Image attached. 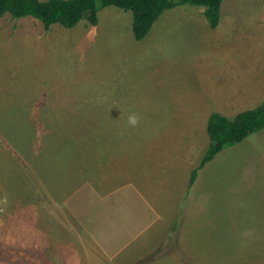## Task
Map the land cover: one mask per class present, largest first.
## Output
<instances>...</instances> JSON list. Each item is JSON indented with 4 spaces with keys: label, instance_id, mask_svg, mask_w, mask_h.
Returning <instances> with one entry per match:
<instances>
[{
    "label": "rangeland",
    "instance_id": "obj_1",
    "mask_svg": "<svg viewBox=\"0 0 264 264\" xmlns=\"http://www.w3.org/2000/svg\"><path fill=\"white\" fill-rule=\"evenodd\" d=\"M98 17L0 18V225L78 239L81 264H264V129L190 184L211 114L264 103V0L216 28L179 4L142 40L132 11Z\"/></svg>",
    "mask_w": 264,
    "mask_h": 264
},
{
    "label": "trees",
    "instance_id": "obj_2",
    "mask_svg": "<svg viewBox=\"0 0 264 264\" xmlns=\"http://www.w3.org/2000/svg\"><path fill=\"white\" fill-rule=\"evenodd\" d=\"M222 3L223 0H0V18L5 14H10L14 19L33 17L41 21L46 30L55 24L73 28L84 17L92 25H97L100 7L117 6L133 12V33L137 40H142L165 10L179 4L205 7L210 26L216 28L221 19ZM261 129H264V103L239 112L233 118L213 112L207 126L211 142L199 166L192 171L190 184L195 183L199 170L219 152Z\"/></svg>",
    "mask_w": 264,
    "mask_h": 264
},
{
    "label": "crops",
    "instance_id": "obj_3",
    "mask_svg": "<svg viewBox=\"0 0 264 264\" xmlns=\"http://www.w3.org/2000/svg\"><path fill=\"white\" fill-rule=\"evenodd\" d=\"M2 221L4 225H0V253L2 255L4 251L8 252L7 261L10 264H81L80 260L91 263L88 249L78 239L64 240L41 232L17 234L12 237L8 226L12 225L14 219ZM91 240L93 248L94 244L101 247L100 241H96L95 238ZM12 250H15L14 257L11 256ZM29 257L32 260H29ZM2 259H4L3 255L0 261Z\"/></svg>",
    "mask_w": 264,
    "mask_h": 264
},
{
    "label": "clouds",
    "instance_id": "obj_4",
    "mask_svg": "<svg viewBox=\"0 0 264 264\" xmlns=\"http://www.w3.org/2000/svg\"><path fill=\"white\" fill-rule=\"evenodd\" d=\"M131 122L134 124L136 121H135V119H132V121H131Z\"/></svg>",
    "mask_w": 264,
    "mask_h": 264
}]
</instances>
